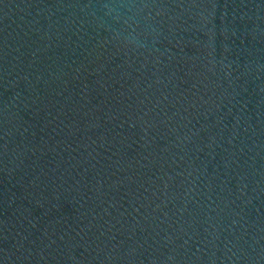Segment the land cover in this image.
<instances>
[{"label":"water","instance_id":"1","mask_svg":"<svg viewBox=\"0 0 264 264\" xmlns=\"http://www.w3.org/2000/svg\"><path fill=\"white\" fill-rule=\"evenodd\" d=\"M0 264H264V0H0Z\"/></svg>","mask_w":264,"mask_h":264}]
</instances>
